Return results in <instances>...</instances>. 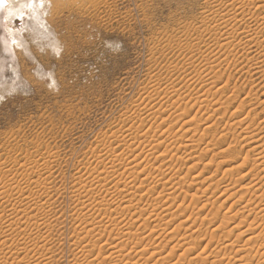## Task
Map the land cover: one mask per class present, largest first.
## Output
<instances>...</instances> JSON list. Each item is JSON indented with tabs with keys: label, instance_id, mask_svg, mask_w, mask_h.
Listing matches in <instances>:
<instances>
[{
	"label": "bare ground",
	"instance_id": "bare-ground-1",
	"mask_svg": "<svg viewBox=\"0 0 264 264\" xmlns=\"http://www.w3.org/2000/svg\"><path fill=\"white\" fill-rule=\"evenodd\" d=\"M34 2L35 0L22 2L0 0V13L3 17L1 20L3 48L8 54L11 48L20 45L19 40H22L21 31L13 28L11 23L15 19L22 22L25 19L29 21L31 17L35 18L36 22L42 13L39 11L40 6L36 8ZM203 5L197 22L199 25L196 27L202 35L195 39V42L191 39L192 42L186 43V48L190 51L194 47L209 49L210 53L216 48L217 52L203 59V67L200 64L202 69L195 68L193 78L209 76V70L229 63L230 55L237 60L239 70L243 71L246 66V72L251 71L252 63L253 72H261L264 65V0H205ZM31 30L33 31L32 28ZM173 39H170V42ZM176 45H181V42L178 41ZM253 46L261 47L262 50L261 53L251 57ZM178 68L180 69L176 65H167L168 77H173L174 70ZM182 72L185 74L183 70ZM174 78V84L168 85L170 81L166 80L170 96L165 91H161L169 96V100L171 99L170 106L178 109L185 105L182 112L180 109L178 113L174 112L173 116L166 114L168 112L165 111L166 106L169 104L165 103L166 108L163 106L165 110L160 106L161 103L158 107L151 103L142 112L138 107V112L135 110L136 116L134 115L136 123L129 124L127 118L125 120L122 118L129 124L124 128L125 131L120 130L119 133L118 129L115 130L116 132L113 130L100 138L99 145L103 152L95 153L92 149L86 160L80 161V166L74 170L72 193L77 203H80L78 204L79 211L81 215L83 214L81 222L83 226L81 224L82 229L76 233L77 251L72 256V264H264V122H261V119L260 123L251 128L252 122L248 121V118L253 105L245 115L244 113L243 116L241 115L242 117H234L244 108L243 101H239L231 112L235 119L225 122L223 126L227 130L239 127L240 140L235 139L217 149L216 153L223 155L222 161L220 160L217 166L222 164L223 169L218 176H216L218 171L216 168L211 174L203 177L202 188L195 190L200 192V196L209 193V196L198 206L199 210L209 204L214 205L211 197L217 193L216 198L224 197L217 209L228 202L226 211L222 216L219 212L212 211L201 216L202 222L194 231L204 223L210 225V228L208 232L206 230L193 238V242H205L202 248L201 246L198 248L201 249L200 251H195L197 243L183 247L188 242L186 240L192 238V234H188L187 230L196 220V218L191 220L194 216L193 211L185 215L176 227L167 230L164 239L158 240V237L166 232L168 223L177 216L183 215L185 209L199 197L195 192L191 193L190 203L186 206H183V200L176 202L177 197L184 193L183 188L187 181H189L188 185L193 184L203 171L202 169L195 174L190 173V170L199 163L193 160L199 157L201 159L202 155L208 152H214L216 146L215 131L212 132L210 140L203 141L210 133L211 124L203 128L202 133L196 138L197 128L192 127V123L197 118L200 119L196 116L197 112L193 116L189 114L184 122L178 124L187 113V105L190 104V108L197 105L198 109L205 113L203 107L206 109L211 105L222 107L224 104H232L235 100L230 101L228 96L221 102L219 93L222 87L219 86V78L215 77L213 81L205 78L202 82L206 83L207 88L203 90L204 93L201 92L202 94H196V90L195 94L177 92L178 88L174 89L177 86ZM160 80L155 79L150 87H145L149 88L150 98L153 94L159 95V87L162 85ZM196 82L198 83V80L195 82L193 80V85L194 83L196 85ZM187 85L184 84L186 87ZM174 96L172 100L171 97ZM261 104H264V100ZM169 109L173 108L169 107ZM199 110L197 111L200 112ZM214 112L216 111L212 113ZM161 125L163 126L157 132V128ZM175 125L177 128H174ZM202 142L204 146L201 147ZM161 146L162 148L158 149ZM214 155L212 153L209 160L203 162V166L212 163ZM53 156L51 155L54 159ZM49 157H44L39 149H35L24 158H12L13 160L8 162L0 161V264H50V249L45 245L42 231L44 224H47L43 215L48 212V205L50 206L51 194L46 184L51 177L54 160ZM187 161L192 164L188 165L186 172L180 173L181 167ZM187 178L189 180L186 181ZM111 179L113 184H110ZM157 185L161 187L153 193ZM102 208L104 212L100 211ZM111 211L115 214L112 215ZM179 211L182 213L177 215ZM124 215L128 216L127 220L124 219ZM186 223L190 224L184 226ZM182 227H185V231L180 235L178 229ZM219 231H222V234L217 236ZM104 233L110 235L107 239L105 237L106 240H103ZM231 234L233 236L229 237ZM177 235H179L177 242L173 245L169 244L168 250H164L167 243H171L170 241ZM177 250L180 252L171 258Z\"/></svg>",
	"mask_w": 264,
	"mask_h": 264
},
{
	"label": "rangeland",
	"instance_id": "rangeland-1",
	"mask_svg": "<svg viewBox=\"0 0 264 264\" xmlns=\"http://www.w3.org/2000/svg\"><path fill=\"white\" fill-rule=\"evenodd\" d=\"M22 1L25 0H20V2ZM204 1L35 0L36 8L40 6L39 11L42 12L39 13L40 15L37 18L36 22L38 23L35 22L33 17L29 21L25 19L22 22L15 19L11 23L13 28L21 31L20 38L22 40H19L20 45L14 46V49L11 48L10 54L5 52L3 48L1 21L3 17L0 13V161L4 162L6 160L8 162V160L18 157L24 158L26 154L33 153L35 149H39L44 157L50 156L49 158L54 160L51 177L48 184H46L51 194H49L51 202L49 201L50 206L47 207L48 212L43 215L44 220H47V224H44L42 230L45 245L50 249V264H72V256L77 251V239L75 237H77L76 233L82 229L83 214L81 215L79 211L80 203H77L72 193L74 190L72 185L74 170H77L80 166V161L86 160L92 149V152L95 153L101 151L100 138L113 132V130L116 132L115 130L118 129L119 133L120 130L124 132L127 125L136 123L135 110L138 112L140 108L142 112L151 103L155 107H158L161 103L160 106L164 110L167 107L165 111L168 112L166 114L173 116L180 109V112H182L185 105L179 107V110L175 106H170L171 99L169 100L170 94L167 86L174 84V76L175 82H177L174 89L178 88L177 92L181 94H195V90L196 94H202L201 92L204 93L207 88L206 83L202 81L205 78L215 80L216 77L220 79L219 86L222 87L220 88L221 94L219 93L221 102L228 96L230 101L235 99L232 104H224L225 106H218L219 108L212 105L208 109L203 107L202 110H206L205 113L200 111L197 105L190 108V104H188L186 107L187 113L182 117V121L178 123L180 125L189 114L193 116L197 112L196 116L200 119L197 118L192 123V127L197 128L196 138L202 133L203 128L211 124L210 133L204 137L203 141L210 140L212 132L215 131L216 141L214 142L216 146L214 145L213 155L217 149L228 142L235 139L240 140L241 138L238 135L239 127L234 128V130L233 128L227 130L223 127L225 122H231L235 119L234 117L241 116L243 113L245 115V112L252 105L254 107L251 108V114L248 118V121L252 122L251 128L260 123L261 119V122H264V104H261L264 100V65L261 72L254 73L252 70L253 64L251 63V71H247V73V67L245 66L243 71L239 70L237 60H234L235 58L230 55L229 63L218 65L220 66L217 67L218 69L209 70L211 76L193 78L196 69H202L203 59L211 56L213 52H217L216 48L211 53L209 49L197 48V50L194 47L190 51L186 48V43L195 42V39L202 35L196 30V27L199 25L197 22L201 16L199 14L203 9ZM24 25H27V27ZM170 39L175 40H172V42L176 43L173 44ZM191 39L192 41H190ZM178 41L181 42V45L177 46ZM174 48L179 50L176 51ZM251 50L252 57L261 53L262 48L253 46ZM170 64L176 65L180 69L183 68L185 74L178 68L174 70L175 75L173 77H168L166 66ZM239 65L241 64L239 63ZM177 71H180L179 74ZM191 77L194 82L198 80L196 85L195 83L193 85ZM155 79H161L162 85L159 87V95L153 94L150 98L148 96L150 95L149 88L145 87H150ZM166 80L170 82L167 83ZM181 82L186 85L190 82L187 85L189 88ZM224 83L226 86L223 85ZM262 85L263 87H261ZM147 91L146 95L144 92ZM171 98L173 100L175 96ZM239 101L245 102L246 105L244 104V110H240L237 116L233 117L231 112L234 111ZM164 103L169 104V106ZM169 107L175 108V111L169 109ZM213 111L216 112L212 113ZM122 118L124 120L127 118L129 124L123 121ZM162 126L157 128V132ZM176 126L174 128H177ZM200 146H204V142ZM160 148L162 146L158 149ZM50 153L52 156L54 155V159ZM212 153L208 152L202 155L201 159L199 157L193 160L194 162L199 161V163L190 170V173L195 174V172H200L202 169L203 171L193 184L188 185L189 181L187 180L189 178L186 179L188 183L184 185V193L177 197L176 202L183 200V206H186L190 203V194L194 193L197 188H202L201 179L203 177L211 174L216 168H218L216 176L220 174L223 169L222 164L217 166L221 156H223L220 153L213 156L212 163L203 166V162L209 160ZM189 164L192 163L187 161L181 167L180 173L186 172ZM111 182L112 179L110 184H113ZM160 187V185H157L153 193ZM216 194L211 197L214 200V205L209 204L199 210L198 206L209 196V193L200 196V192H195V195L199 197L195 198L192 205L185 209L183 215L182 212H177V215L181 214L182 216L179 215L171 220L166 227V232L158 237V240L164 239L167 230L176 227L185 215L193 211L194 216L191 220L195 218L196 220L187 230L188 234H192V238H188L186 240L188 241L187 244L183 247L197 243L195 251H200L201 249L198 248L200 246L202 248L205 242H193V238L206 230L208 232L210 228V225L204 223L202 227L194 231L202 222L201 216L206 215L209 211L219 212V215L222 216L229 204L226 202L218 210L217 206L224 197L216 198ZM183 197L184 199H182ZM181 210L183 211L182 208ZM100 211L104 212V208ZM111 212L112 215L115 214L114 211ZM98 216L100 217V215ZM252 217L253 215H251ZM127 218L128 216L124 215V219L127 220ZM167 220L169 221V219ZM189 224L186 223L184 226ZM47 225H49L48 229ZM178 230L181 235L184 233L185 227ZM220 234H222V231L217 232V236ZM232 236L233 234L229 235V237ZM105 237L107 239L110 235L104 233L103 240H106ZM177 239H179V235L174 236L170 241L171 243H167L164 250H168V245L175 244ZM179 252L177 250L171 258H174Z\"/></svg>",
	"mask_w": 264,
	"mask_h": 264
}]
</instances>
